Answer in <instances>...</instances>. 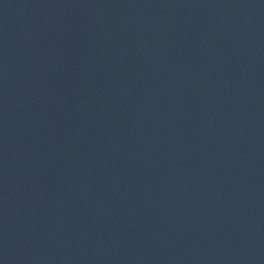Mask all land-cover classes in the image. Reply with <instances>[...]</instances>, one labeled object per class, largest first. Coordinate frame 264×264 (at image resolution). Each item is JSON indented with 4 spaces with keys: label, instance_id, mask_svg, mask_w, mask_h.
I'll list each match as a JSON object with an SVG mask.
<instances>
[{
    "label": "water",
    "instance_id": "water-1",
    "mask_svg": "<svg viewBox=\"0 0 264 264\" xmlns=\"http://www.w3.org/2000/svg\"><path fill=\"white\" fill-rule=\"evenodd\" d=\"M0 264H264V0H0Z\"/></svg>",
    "mask_w": 264,
    "mask_h": 264
}]
</instances>
